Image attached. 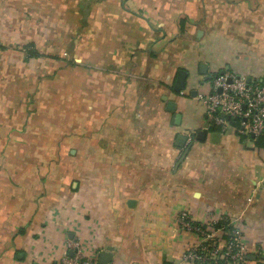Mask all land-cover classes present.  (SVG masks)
Masks as SVG:
<instances>
[{
	"label": "crops",
	"instance_id": "1",
	"mask_svg": "<svg viewBox=\"0 0 264 264\" xmlns=\"http://www.w3.org/2000/svg\"><path fill=\"white\" fill-rule=\"evenodd\" d=\"M81 20L88 24L76 47L74 75L46 79L42 98L49 107L31 112L23 126L27 134L38 129L46 134L36 145L49 154L37 158L33 148L20 157L23 171L12 174L21 189L11 213H21V224L31 218L34 226L42 210L49 212L44 207L52 195H66L69 178L63 177L74 175L70 191L88 190L98 203L80 224L81 231H90L82 249L92 259L112 248L107 264H198L184 260L183 253L200 238L182 229L178 219L186 212L202 222L210 209L239 218L244 264H264V142L211 131L199 99L211 88L206 75L229 72L264 81V0H96ZM202 63L206 73L200 71ZM180 69L188 77L176 92ZM62 100L74 103L71 158L52 156L51 150V135L68 131L62 119L52 121L58 113L52 108ZM11 113L19 116L14 109ZM206 123L205 138L192 137L175 169L183 152L177 134L189 136ZM34 183L50 204L27 203L25 189L33 186L28 194L35 195ZM60 226L57 240L64 246L77 232ZM54 253L28 264H55ZM16 258L25 262L26 255L18 252Z\"/></svg>",
	"mask_w": 264,
	"mask_h": 264
},
{
	"label": "rangeland",
	"instance_id": "2",
	"mask_svg": "<svg viewBox=\"0 0 264 264\" xmlns=\"http://www.w3.org/2000/svg\"><path fill=\"white\" fill-rule=\"evenodd\" d=\"M95 1L0 0V264L42 262L43 253L55 251L58 253L57 258L62 256L67 244L73 242L68 243L66 240L64 246L60 245L57 240L61 232L58 230L60 224L63 231L69 228L77 232L81 243L87 242L85 236L90 235L88 229L81 231L80 224L85 216L94 214L98 203L88 190L82 189L76 193L70 191V180L74 175L63 177L64 180L69 178L68 181L66 179L67 193L65 196L58 193V197L52 195L51 204L44 202L36 183L35 195L28 194L33 186L27 185L30 186L25 189L26 197L29 196L26 199L28 204L36 202L43 207L50 204L44 207V210L50 207L49 212L42 210L38 215L41 221L34 226L31 218L21 224V213L11 212L16 211L13 210L16 204L15 194L21 189V182L15 180L12 174L14 171H23L22 165H18L20 157L31 155L33 148L37 158L49 154V150L39 149L36 145L42 144L41 139L46 134L40 129L34 134H27L23 126L30 120L31 112H43L49 107V104L43 103L42 98L44 84L50 81L46 79L74 75L78 67L76 47L88 24L86 20H81V16H87ZM68 91L70 95H74L72 88ZM46 93L49 94L47 88ZM11 109L19 111V116L13 115ZM52 109L58 110L57 119H52L54 124L62 119L68 128L63 133L57 129L51 135L52 156L71 158L69 149H75L76 135L75 118L72 114L75 111H71L74 110V103L62 100L59 106L55 105ZM67 110L71 112L66 114ZM32 135L35 136L34 139ZM61 137L63 138L60 140ZM58 142L62 143V147H57ZM73 162L72 160L68 166L73 167ZM23 194L24 192L21 193ZM100 220V217L98 221L94 219L95 224H100ZM35 232L38 233V238H35ZM19 235L23 238L20 243L15 241ZM34 239H38L37 242L34 243ZM18 252L25 253V262L16 258Z\"/></svg>",
	"mask_w": 264,
	"mask_h": 264
},
{
	"label": "built area",
	"instance_id": "3",
	"mask_svg": "<svg viewBox=\"0 0 264 264\" xmlns=\"http://www.w3.org/2000/svg\"><path fill=\"white\" fill-rule=\"evenodd\" d=\"M210 82V91L199 95L210 122L226 130L231 120H235L238 121L236 134L246 137L264 135V81L221 72L215 74ZM222 215H214L209 209L202 222L193 221L186 212L179 215L180 227L200 238L199 243L184 251V260L198 264H244L247 254L242 224L239 218L232 217L229 219L231 230L226 232L224 227L216 228ZM224 234H228L229 238L226 239ZM67 241L73 243L67 244L55 264H101L84 254L78 236Z\"/></svg>",
	"mask_w": 264,
	"mask_h": 264
},
{
	"label": "water",
	"instance_id": "4",
	"mask_svg": "<svg viewBox=\"0 0 264 264\" xmlns=\"http://www.w3.org/2000/svg\"><path fill=\"white\" fill-rule=\"evenodd\" d=\"M200 71L202 73H206V64H200ZM187 77H188V72L183 70V69H180L177 71V75H176V79H175V83H174V86H173V89L176 91V92H180L182 91L185 86H186V80H187ZM213 76L211 75H206L205 76V80H211ZM249 80V78H247ZM195 91L192 92L193 95H195ZM174 103L169 101L168 104H167V109L172 111L174 109ZM174 119H175V124L176 125H179L180 124V119H181V114L179 113H176L174 114ZM208 123H206L204 125V129H201V130H198L197 132H191L188 135H185V134H177L176 136V145L179 146L180 148L183 149V152L181 154V157L180 159L178 160L177 164L175 165V169L178 167V165L180 164V162H182V160L184 159V157L186 156L189 148H190V145H191V141H192V137H195L197 139H200V140H203L205 138V135H206V129L208 128ZM255 135H252V137H254ZM189 138V140H188ZM188 140V142H187ZM112 250V248H107L106 250L104 251H100L99 254H98V257H99V260L98 262L101 263V264H107L109 263V261L111 260V253L110 251ZM71 253V252H70Z\"/></svg>",
	"mask_w": 264,
	"mask_h": 264
},
{
	"label": "trees",
	"instance_id": "5",
	"mask_svg": "<svg viewBox=\"0 0 264 264\" xmlns=\"http://www.w3.org/2000/svg\"><path fill=\"white\" fill-rule=\"evenodd\" d=\"M36 54V53H35ZM211 125H210V129L211 131H218V132H221V131H234L235 132V128L236 126H238V121H235V120H231L230 122V126L226 129V130H222L221 126L219 125H215L213 122H210ZM242 140H244V137L243 135L240 136ZM254 138L256 139V141L259 143V145H262L263 144V140H264V135H256L254 136ZM259 140H262L259 142ZM229 219L230 217L227 215V214H223L221 219H219L215 225L216 228L218 227H224V230L226 232H228L229 230H231V226L229 225ZM226 239L229 238L228 234H224L223 235Z\"/></svg>",
	"mask_w": 264,
	"mask_h": 264
}]
</instances>
